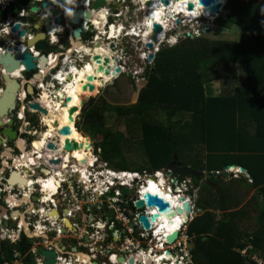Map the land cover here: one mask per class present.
<instances>
[{"label":"trees","instance_id":"obj_1","mask_svg":"<svg viewBox=\"0 0 264 264\" xmlns=\"http://www.w3.org/2000/svg\"><path fill=\"white\" fill-rule=\"evenodd\" d=\"M28 2L16 0L0 12V21ZM225 9L227 16L214 23L225 29L239 27L238 41L205 36L208 27L204 36L162 46L147 68L148 81L137 102L114 109L129 133L138 126L149 166L137 170L154 173L177 155L182 166L205 173L187 177L204 194L197 200L202 213L187 224L192 264H264V3L227 0ZM235 65L245 69L244 84L233 79ZM150 115L156 122L146 120ZM92 124L89 134L101 138L95 152L100 149L101 159L111 168L129 170L124 132L110 128L106 119ZM231 164L244 167L250 178L224 175V167ZM213 172L217 174L211 176ZM252 213L258 216L257 225L248 230L244 223ZM29 246L23 235L18 244L3 243L0 253L8 257L16 248L24 255ZM25 264H36L34 257L27 256Z\"/></svg>","mask_w":264,"mask_h":264},{"label":"built area","instance_id":"obj_2","mask_svg":"<svg viewBox=\"0 0 264 264\" xmlns=\"http://www.w3.org/2000/svg\"><path fill=\"white\" fill-rule=\"evenodd\" d=\"M40 2H44L45 0H38ZM89 1V0H88ZM132 2H134L135 6L137 3H139L138 6H136V8L131 9V4L129 2V0H114L111 1V3H108L107 5L109 6V4L111 5V7L113 9H118V7L121 5V7L123 8L122 10L118 11V12H114L112 13L114 18H122V16H125L124 19L125 21L131 22L134 21L133 18L137 17L139 15V13L142 12V14L144 13V10H146L144 1L145 0H140V2L138 0H131ZM174 1V0H171ZM16 0H0V12H6L8 11L14 4H15ZM29 5V6H28ZM28 5H23V7L20 9V11L15 12H7L5 18L3 20L0 21V53L5 54L10 48L12 49V51H14V48L17 46L19 47L22 51H30L37 59H39L42 56V52L38 51L36 48H27L25 45H21L19 44L14 38L15 36H17L16 33L12 32L13 27L16 24H21V28L22 29H27L28 33L27 35L24 37V43H26V41L28 39H31L33 36V26L29 23H23L21 21V19L25 16H28L31 14L30 10L28 9L29 7H33L34 4H28ZM225 5V2L223 4V7ZM187 6V4H186ZM223 7L221 9H223ZM144 9V10H142ZM186 11L187 7L185 8ZM164 11H167V8L164 9ZM190 12V11H188ZM126 13H130V14H126ZM36 14V12H35ZM106 14H108V12H106ZM133 14V15H131ZM172 15L176 14L177 16H173L176 18L180 19V24L179 25H173L171 24V20L168 22L166 19V22H163V27H164V31L162 33V35L160 36L159 42H160V46L163 43V41L166 38V34L171 32L175 27H181V29L179 30V34L177 37H184V34H192V32H197L196 34H198L199 32H206L207 28L209 26L206 27L207 24H205V20L206 19H213L211 13L209 17H206L205 19H201L203 15V11L201 9L198 10V18H196L194 21H198L199 19H201L203 21V23L201 25H196L195 27H191V24L193 21L191 22H187L186 18L183 17V15L185 14H180L179 12H172ZM171 17V18H173ZM207 21V20H206ZM208 22V21H207ZM188 23V24H187ZM209 23V22H208ZM147 24V25H145ZM85 25L87 27H89V24L87 21H85ZM111 27L113 25H110ZM152 26L153 23H151V20L149 22H145L143 21H134V23L132 24V26L130 25V30L131 32L138 36L141 34H146L148 31H150V33H152ZM54 27V32L53 33H48V42L50 45H55L58 41L57 35L59 34V30L61 28V26H55ZM6 29V30H5ZM10 38V39H8ZM98 38L97 36L95 37V39ZM56 41V42H55ZM170 40H167V42L169 43ZM136 43V42H135ZM140 50H148L145 46H141L139 47ZM159 49V46L156 48V50ZM70 55L66 56L65 54L59 52V53H49L46 54V57H48L49 62L47 64V67H44L43 69L40 67L39 62H38V68L36 70H34L35 72H38L40 75H42V82H38L37 87L40 88V86H42L43 84L48 85L47 82V78L49 76H51L50 82L53 85V77L58 78V76L63 75L62 78L59 79H63L65 78L67 72L66 69H64V67L60 66V63L62 62V64L64 65V63L68 62L70 65H72L73 67L77 68V67H81V63L84 62L85 57L83 56V54L78 51L77 49H75L74 51H72L71 49L69 50ZM120 52H123V49H121ZM141 57L144 58L145 61L148 60L149 58V53L148 52H144L142 51ZM83 60V61H82ZM52 66V64H54ZM114 67H120L121 68V73H126V68H125V63L123 64H117ZM60 68V70H59ZM48 70L47 73H44V71ZM58 70L55 75H52V73ZM34 72V73H35ZM35 79L37 78V76L34 74L33 76ZM22 79H26L25 76H21ZM63 80H58L59 83H62ZM27 82V81H26ZM25 82V83H26ZM53 87H55L53 85ZM53 89V88H52ZM3 91V89L0 88V94ZM21 103H24L26 100V96L24 95V99L19 98ZM25 108V107H23ZM94 160H97V158H94ZM95 166L88 168L89 173L93 174V176H95V174L97 173H101L100 170H96L94 171ZM164 171V170H162ZM167 171L169 170H165L166 173H168ZM106 173H111L110 170H107ZM157 175H161V176H166V179L168 181L167 186L159 179L158 180V184L160 185L161 188H163V185H165L166 190H168V192H170V194L174 195L175 191H179L181 193V196H184L185 191L181 188V186L178 188L177 187V183H175L172 179H170V177L165 174L164 172H156ZM139 173L137 172H132V173H128V172H123L122 175L126 176L129 175L131 177H135L138 176ZM75 175V173H74ZM249 178V177H248ZM95 181V180H94ZM251 181V180H250ZM48 181L45 179L43 181V183L41 184L40 187V194H41V198L40 201L43 203L42 205H48L50 202L44 201L45 199V183H47ZM84 182V180H83ZM77 182V194H80L82 196H86V197H91L90 200H97L99 199V201L101 202V204L99 205L98 209L100 211L107 210L110 212H113V216L112 217H108V221L109 222V228L111 230V232L116 231L115 236H116V240L113 242L112 236H111V248L113 249L111 257L116 258L117 255H119V252L126 255L128 257V261H130L132 258H134L135 261H137V257L139 256V254H146V252H151V247L149 249L146 248L145 243H146V239H148L149 237V231H147L146 229H144V227L142 226V223L139 221V218L142 214H146L148 217L151 216V212L148 211H144L142 209H136L135 208V203L140 200L143 199L142 197V188H144V185H142L140 187V189L135 190V194L131 195V196H136V199L133 200L132 197H129L128 199H126L121 192L120 188H115L114 190V194L115 197H109L107 199H101L103 198V195L105 194V192L107 190H109L108 186H104L100 189H102V191L100 192L99 197H96L97 192L91 194L90 192H85V190L82 188V184ZM149 182V181H148ZM89 185H92V187L90 188L91 191H97V187H96V183L90 181L89 179ZM185 183V182H184ZM111 184V183H110ZM81 189L80 193L78 192L79 188ZM58 193H54V197L57 196ZM53 197V198H54ZM86 197L83 201V205L85 203V206H88V204H90V200L86 201ZM142 197V198H141ZM189 201V199H187ZM51 202L54 203V200H50ZM98 201V200H97ZM130 202L131 206H127L126 203ZM93 203V202H92ZM41 208H44V207ZM157 211V209H155ZM42 212V209L40 210ZM87 212L88 209L86 210V216H87ZM191 213V212H190ZM189 215V221L194 219V215L193 213ZM37 214L34 213V216H36ZM12 218V217H11ZM85 220H83L84 223ZM52 227L48 228V226H46L43 223H40L39 221H37L35 224H28L27 227L22 226L20 223L18 224L16 222V224H12V220H10L9 216H3L0 219V241L2 243L5 242H10L11 244L15 245L21 242V237L24 234L27 239H29V245H30V250L28 251L29 253L32 254V256L34 257V260L37 264V251L38 250H55L57 253L56 256V264H80V258L77 256H73V257H69V258H65L62 254H60L59 252V248L57 246V241H59L62 237V235L67 234V237L70 236V232L69 230H67L64 234H62V230L61 228H65V224L63 222H58V221H52L51 222ZM153 224V223H152ZM118 225H120L121 227V231H117L118 229ZM74 226V224H73ZM100 224H98L96 227H99ZM115 226V228H114ZM155 226V224H154ZM86 228H93L94 225L90 224V225H85ZM33 228V230H32ZM39 228H42V230H39ZM62 228V229H63ZM152 229V228H151ZM87 230V229H85ZM39 232L41 233L40 236L36 237V236H30L29 233H33V232ZM44 231V234L43 232ZM47 231V233H46ZM155 231V230H154ZM86 233H89L88 231ZM172 234V233H171ZM86 236L90 237L91 240L94 241V236L93 234L89 233ZM85 236V237H86ZM160 238L162 240H160ZM157 239L160 241V245L163 247L162 252L165 254L166 251L169 252H173L174 254H176L178 251L181 253V256L177 257L176 259H179V264H192L190 255H189V251H188V245L191 243V238L189 237V235L187 234V223L183 222V226L182 228L178 231V238L176 239V241L173 244H169L167 237L163 238L162 236H157ZM78 244L77 247L81 250V248H90L89 250L91 252H93L94 254L92 255L93 257H95V245L93 244H85L82 242L81 239L78 240ZM92 241V242H93ZM121 241V242H120ZM54 242V243H53ZM85 248V249H87ZM248 248H251V246H249ZM79 251V250H78ZM82 252V251H81ZM154 252V251H153ZM102 253L104 254V251H102ZM242 254H246L247 253V249H244L241 251ZM27 256H30L28 253L26 254H21V252H19L16 248L12 249L11 252H9V256L7 257V254L5 252H1L0 253V260L3 261L2 264H25V258ZM154 256H156L154 254ZM187 258V261L185 260ZM256 257H253V259H255Z\"/></svg>","mask_w":264,"mask_h":264},{"label":"water","instance_id":"obj_3","mask_svg":"<svg viewBox=\"0 0 264 264\" xmlns=\"http://www.w3.org/2000/svg\"><path fill=\"white\" fill-rule=\"evenodd\" d=\"M87 0H45L44 2L35 1L33 7H30L31 14L28 16H25L21 19L23 23H29L33 27L34 34L31 39H28L26 43H24V37L27 35L28 30L22 29L21 24H16L12 32L16 33L17 36H15V40L21 44L25 45L27 48H36L38 51L42 52V56L39 58L40 65L45 66L48 59L45 56V53L49 51L50 47L48 46L47 42V35L48 33H53L55 26H62L71 36V40L73 45L75 47H81L82 44L84 46L86 45L83 41L85 39V36L88 34H93V30L90 29L85 25L84 20H90L94 22V16L91 11L85 10L83 6H81L82 3L86 4ZM94 3L92 4V9L96 12L101 11L107 4L108 0H93ZM224 2L226 0H198V5L207 8L211 14L216 15L219 13L221 8L223 7ZM162 3L165 4V6L168 8V12L172 10V4L168 0H162ZM146 5H150V1L146 2ZM195 2L190 0L187 2V10L190 12H193L195 8ZM36 12V14H35ZM174 16H176L174 14ZM100 19V18H99ZM179 22V19L176 18V23ZM163 32V27L160 23L154 22L152 27V35L151 40L152 43H148V48H153L154 44L157 42L158 35ZM184 37H190L192 38V34H185ZM10 39V38H8ZM103 46V49L106 51L113 50L114 51V45H107L104 44L102 41L94 42L92 45V48L96 47V44ZM71 44V46L73 47ZM74 48V47H73ZM91 48V49H92ZM80 50V49H79ZM83 51V50H82ZM155 57L154 54L149 55V60H153ZM90 64L91 63H97L100 64L98 67L99 73H104L106 76H112L113 78H116L118 76V73L121 72V68L115 67V71L111 72V64L112 62H117L118 58L114 57L113 61L111 58L105 57L102 59L99 55H94L89 58ZM103 60V62H101ZM38 59L32 55L31 52H23L19 47H15L14 51L10 48L5 54L0 53V66L4 68L5 74L3 76L4 80V88L3 91L0 94V127L3 125H6V128H4L0 132V146H2L3 143H8L12 140L18 139V132L14 130V116L15 111H17L20 106V99H19V93H21L23 90H26L28 95L34 94V89L32 85L29 83V85L25 88V82H20L17 78H13L12 75H14L15 70L17 68H21V64L25 66L27 72L33 71L37 68L36 62ZM115 65V64H114ZM86 67V66H85ZM78 72V71H77ZM37 79H40V75L37 74ZM93 77H89V81L91 82ZM59 84H57L58 90H60V87H58ZM89 89L90 92L95 90V86L92 84H86L84 86V90ZM70 97L66 99V101H70ZM89 99L87 97L85 100L82 101V106H84L85 101ZM65 104V103H64ZM63 104V106H64ZM29 108L35 111L40 112L42 115L48 114V110L43 108L38 102L30 103ZM77 108L73 107L69 110V120H73V114L76 112ZM81 113V112H80ZM79 113V114H80ZM8 118L6 123L4 124V119ZM59 134H61L64 137H68L71 134V129L68 126L63 127ZM60 143H58V140L54 143L47 144V149L52 150L53 152L58 150V146ZM90 146L92 148V144L90 143ZM79 147L77 142L74 140H68L66 139L63 144V150L66 152H71L73 150H76ZM13 149L9 148L7 150L8 156H11ZM6 154V155H7ZM5 155V153H3ZM60 161H55V164H58ZM168 168V175L170 179H172L174 182H177L180 178L183 177H198L201 178L205 173L199 172L197 170H194L189 167H184L181 165L180 162H178L177 155L174 156V159L170 162V165ZM239 170L241 173H245L248 175L246 169L244 167H240L237 164H231L226 165L224 167L223 174L226 175L228 170ZM215 175V173H211V176ZM13 176L16 177V179L21 183V185H24L26 183V179L23 177H20L19 172L13 173L12 176L9 177L8 180H6V183L9 188L13 186L15 182H13ZM249 176V175H248ZM57 185H59L58 182H56ZM1 191V189H0ZM123 195L128 194L129 192L133 194V191H129L128 189H122L121 190ZM45 196H47V193H45ZM143 199L138 200L135 203L136 209H142L144 211H148L151 208H156L157 213L152 214L150 217H148L146 214H142L139 218V221L142 223V226L144 229L149 230L151 229L152 223H156L161 219V216H168V218H172L177 213L182 214H188L192 212V207L190 204L186 201H184V204L182 207L176 208L175 210H172V207L168 201H165L162 197L151 194L149 192L145 193L143 196ZM185 199V198H184ZM183 200V199H182ZM3 209V208H2ZM4 212V209H3ZM200 212L202 210L200 209ZM109 216L113 215V212L108 214ZM188 220V217H187ZM68 222L71 227L68 226ZM159 223V222H158ZM65 228L62 229V233L69 230L72 231L74 228L71 224V222L68 220L66 221ZM72 228V229H71ZM76 232V231H75ZM178 238V231L172 232V234L167 236V240L169 244H173L176 239ZM2 247V242L0 241V248ZM110 253V251H108ZM167 255H169V251L166 252ZM37 264H56V256L57 253L55 250H38L37 251ZM173 256H181V253L178 251L177 255L173 254ZM122 261V259H120ZM98 263V262H97ZM179 264V261L175 262ZM130 264H134V260L132 259L130 261Z\"/></svg>","mask_w":264,"mask_h":264},{"label":"bare ground","instance_id":"obj_4","mask_svg":"<svg viewBox=\"0 0 264 264\" xmlns=\"http://www.w3.org/2000/svg\"><path fill=\"white\" fill-rule=\"evenodd\" d=\"M138 1L140 2V0H138ZM146 1H150V5H152V8L154 7L152 10L153 12L150 15L151 16L150 17L151 23H153V22H157V23L165 22L166 21L165 19L168 18L167 17L168 13H166L164 11V9H166V6H165V4L162 3V0H145L144 4H145V7L147 8L148 5H146ZM168 1L171 2L172 6H173L172 11H176L177 13L179 12V15L185 13L183 15V17L186 18L187 22H191V21H193L199 17L198 16V10L199 9H201L203 11V15L201 14L202 17H209L210 16V14H209L210 11L207 8H204L200 5H198V0H192L195 2V6H196L195 7L196 9L193 12H188L185 10V8L187 7L186 6L187 2L190 0H174V1L168 0ZM142 10H144V9H142ZM144 11L147 12V10H144ZM95 19L98 20L99 17H95L94 20ZM99 20H102V19H99ZM146 20H149V19H146ZM175 20H176L175 17L171 18V24L176 26L177 24L180 23V21L178 23H176ZM94 23H95V21H94ZM100 23L101 22L95 23L98 30L100 28H102V25H103V24L100 25ZM99 31H102V30H99ZM145 37L147 40L149 38L151 39V34L149 33V31L145 34ZM77 48L80 50H83L84 53L89 57L97 54L100 57H102V59L105 57L111 58L110 51H106L105 49H103V46L98 45V43L96 44V47H94L93 49H90V46H87L85 48L84 44H82L81 47H77ZM48 62H49V60H48ZM101 62H103V60H101ZM53 65H55V63L52 64V66ZM85 65H86V67L83 68L82 70H80L79 68L73 67L72 73L67 74L66 78H64L66 80L65 83L63 84L64 86H62V88L60 90H56V92H54V90H50L49 88H47L44 85L40 86V89H43V91L41 92L40 96L38 97L40 99H37L36 101H38V103L43 108L48 110L47 111L48 114L43 116V120H44L45 124L49 127L47 134L52 139L57 140V138H58L60 140V141H58V143H60V145L58 146V150L55 151V154L57 153V156H60L63 154V157H62L63 162L60 163L61 167H58V168H60V169H57L58 172L61 171L62 169L67 170L71 165H73V166H71V169H73V170L77 169L79 171V174H80L79 175L78 172L75 170L74 173H75V175L78 176L77 177L78 182H81V180H83L85 178H87V180L89 182V179H90L91 183L92 182L96 183V187H97L98 191H95V192H101L102 189H100V187L106 183V180H102V178L106 177L105 172L101 171V173H97V174H95V176H93V174H90L88 170H86V171H80L79 170V165H81V164L87 165L88 163H90L88 166H91L93 164L91 162L94 161V158H93V155L90 151L91 150L90 141L86 138V136H84L76 128V120H77V116L81 112L82 101L85 100L89 95L91 96L92 94H96V92L98 91L95 88L94 91H92V92L88 91L87 92V90H89V89L84 90V86H86V84H88V85L92 84L94 86L95 85L96 86L102 85V84H104V79L107 78V76L104 75V73H99L98 67L100 66V64H97V63L87 64V63H85ZM43 68H44V66H43ZM24 70H26V68L24 65L21 64V68H17V70H15V72H14V75H12V77L17 78V79L21 78V76H22L21 72ZM47 71H44V73H46ZM62 77L63 76H61L60 78H62ZM89 77H93L94 79H92L91 82H88ZM41 80H42V78H41ZM59 80H63V79H59ZM32 82H34V81H32ZM68 97L71 98L70 101H66V99ZM21 98H24V97L21 95ZM63 104H64V106H63ZM73 107H76L77 110L73 114V120L70 121L69 120V116H70L69 110ZM21 112H22V116H23L24 110L22 109ZM65 126H68L71 129V134L68 137H64L61 134H59V131ZM66 139L74 140L75 142H77L79 147L76 150H73L72 152H67V154L63 153V144H64ZM45 144H46L45 140H41L40 142H35L34 146L37 148L43 149ZM18 145L21 148L20 151H22V153H23V159H21L19 162H17V164H16L17 166L19 163H22V161L27 163L26 160L29 157V154H27V151H26L25 141L19 140ZM6 154H7V151L5 152V155ZM44 154L50 155V152L46 149V147H44ZM39 155H41V154H39ZM72 160H74V161H72ZM91 167H93V166H91ZM59 176H60V174L58 173V179H59ZM159 176L161 178V175H157L156 178H150L149 179V182H147V184H145V187L142 188V190H143L142 191L143 192L142 197L147 192H149L151 194H156V195L162 197L165 201H168L172 207V210H175L176 208L182 207V205L184 204V201L188 202L187 198L184 196H181V193L178 190L175 191L174 195H172V194H170V192H168V190L165 189L164 185H163V188H161L160 185L157 184ZM23 177H24V175H23ZM124 177L130 179V176H128V175H126ZM54 180H55V177L51 178L47 183H45L44 189L47 193V196H45L44 201H47V200L50 201V198H51L50 192H51V189H53L52 186H54V183H53ZM161 180L163 182V178H161ZM163 183H165V182H163ZM91 187H92V185H89V183H88V185H85L84 183L82 184V188L85 190V192H91L90 191ZM22 191L24 192V190H22ZM53 191L55 192V190H53ZM99 195H100V193L97 196H99ZM26 196H28V195H26ZM9 199L12 202V199L11 198H9ZM143 200H145V199L143 198ZM155 209L156 208H151L148 210V212H151V215L155 214V213H157V211ZM45 210L46 209L42 210V212H41L42 213L41 218H40V220H38L40 223L43 221L45 216L47 214H49V212L47 210L45 213ZM190 214H192V212ZM55 216H57V213H54L50 217L54 218ZM187 217H189V215L185 214V213H182L179 215L176 213L175 216L172 218H168V216L162 215L161 219H159V221H158L159 223L158 222L153 223L151 228H153V230H155L156 236H160V237L162 236L163 238H166L172 232L179 231L183 226V222L187 221ZM67 221H68V219H67ZM154 224H155V226H154ZM68 226L71 227L69 222H68ZM39 230H42V228H39ZM149 230H147V231H149ZM42 232L44 234V231H42ZM46 233H47V231H46ZM40 234L41 233H39L37 231V232H34L33 236L38 237V236H40ZM160 240H162V239L160 238ZM157 246L158 247L155 249H158V250L163 249V247L160 244H157ZM147 255H150L151 257H148ZM80 258H81L80 264H82V263L90 264L89 261L91 260V257L80 255ZM171 259L172 258L170 257V255H167V254L163 255V253H161L160 255L154 256V252L151 250V252H147L146 254H142V255L138 256L137 261L140 262V264H142V263L143 264H166L164 262L169 261ZM172 260H173L172 264H177V263H175L178 261L177 259L173 258ZM167 264H171V262H169Z\"/></svg>","mask_w":264,"mask_h":264},{"label":"clouds","instance_id":"obj_5","mask_svg":"<svg viewBox=\"0 0 264 264\" xmlns=\"http://www.w3.org/2000/svg\"><path fill=\"white\" fill-rule=\"evenodd\" d=\"M29 1H31V2H29V3H27V5L28 4H34V2L35 1H38V0H29ZM111 1H114V0H108V2H107V4L108 3H111ZM40 2V1H39ZM129 2H130V4H131V9H133V8H136V6H138L139 5V3H137L136 4V6H135V4H134V2H132L131 0H129ZM147 2V1H146ZM94 3V1L93 0H87L86 1V4H84L83 5V7H84V9L85 10H89V11H91L92 12V14H93V16H94V18L95 17H99L100 19H102V22L103 23H100V25L101 24H103L102 25V31H99L98 29H97V27H96V24L95 23H97L95 20V23L93 22V20L92 21H90V20H84V23H85V21H87L88 22V24H89V30L90 29H92L93 30V34H88V37H86L85 36V39H83V41H84V43L86 44V45H90V49L92 48V45L91 44H93L94 42H97V41H102L104 44H107V45H111V44H113L114 45V51L113 50H110V53H111V58L113 57H117L118 58V61L117 62H112V65H111V68H112V66H116L117 64H123V63H125V68H126V73H130L131 74V76H132V80L133 81H135V83H136V86L135 87H142V85L141 84H143L144 82H147L148 81V75H147V68L148 67H150L152 64H153V62H154V59H155V57H154V59L153 60H149V58H148V60L147 61H145L144 60V58H142L141 57V54H142V51H144V52H148L149 53V55L150 54H154L155 56H156V54L159 52V50H160V48L162 47V46H164L165 44H167L168 46H174V45H176L177 43H178V40L179 39H184V38H186V37H177V34H179L178 32L179 31H176V29H177V27H175L172 31H175V33H172V31L171 32H169V33H167V35H166V38H165V40L163 41V43L161 44V46L159 45L160 44V42H159V39H160V36L162 35V33L161 34H159L158 35V38H157V42L154 44V47L153 48H148L147 47V44L148 43H152V40L149 38L148 40L146 39V37H145V34L143 35V34H141V35H139V37L138 36H136V35H134L132 32H131V30H130V25L132 26V24L134 23V21H131V22H128V21H125V19H124V17L125 16H122V18H114L113 17V15H112V13H114L115 11L116 12H118V11H120V10H122L123 8L121 7V5L122 4H120V6L118 7V9H113L112 7H111V5L109 4V6L106 4L105 5V7L103 8V9H101V11H99V12H96L95 10H93L92 9V4ZM25 6H26V4H25ZM29 6V5H28ZM154 8V7H153ZM153 8H152V5H148V7L146 8V10H147V12H145L144 11V13L142 14V12L141 13H139V15H142L143 16V18L141 19V20H139V21H147V22H149L151 19H150V15L152 14V10H153ZM167 8V7H166ZM28 9H30V7L28 8ZM106 12H108V14H106ZM166 13L168 12V8H167V11H165ZM172 12H176V11H172V10H170L169 11V13L167 14L168 16V18H167V21L169 22L170 20H171V17H173L174 15H172L171 13ZM211 13V12H210ZM126 14H130V13H126ZM131 15H133V14H131ZM172 15V16H171ZM176 15V14H175ZM213 17L215 16V15H213V14H211ZM177 16V15H176ZM212 17V18H213ZM206 17H202L201 19H205ZM146 19H149V20H146ZM179 19V18H178ZM166 20V19H165ZM208 22H214V20L215 19H206ZM205 20V23L207 22ZM176 21V20H175ZM179 21H180V19H179ZM194 21V20H193ZM166 22V21H165ZM207 22V23H208ZM153 24H154V22H153ZM161 25H162V27H163V24L162 23H160ZM180 24V23H179ZM179 24H177V25H179ZM110 25H113L112 27L110 26ZM145 25H147V24H145ZM208 25H206V27H207ZM153 27V26H152ZM54 28V27H53ZM61 29H62V26H61V28H60V30H59V34L57 35V38H58V41H57V43L55 44V45H50L49 44V42H48V38H47V42H48V46L50 47V48H52V47H55V46H59L60 45V38H59V36H60V31H61ZM6 30V29H5ZM163 31H164V27H163ZM149 33H150V31H149ZM151 35H152V33H150ZM49 35V34H48ZM48 35H47V37H48ZM98 37V38H96L95 39V37ZM194 37V35L192 34V38ZM167 40H170L169 41V43L167 42ZM180 41V40H179ZM56 42V41H55ZM136 42V43H135ZM177 42V43H176ZM85 45V48L87 47ZM141 46H145L148 50H140L139 49V47H141ZM159 46V49L158 50H156V48ZM74 47V48H73ZM73 49L75 50V49H77L78 51H81V53L83 54V56L85 57V59H87V61L86 62H83V63H81L80 65H81V67H77V68H79L80 70H82L83 68H85V63H87V64H90V60H89V56H87L85 53H84V51H82V50H79L77 47H75V45H73ZM93 49V48H92ZM121 49H123V52H120L121 51ZM23 52H26V51H23ZM30 52V51H29ZM60 52V51H59ZM59 52H57V53H59ZM49 53H56V52H50V51H47L46 53H45V56H46V54H49ZM61 53H63V52H61ZM63 54H65V53H63ZM132 54V56H129V55H131ZM33 55V54H32ZM47 59H48V57H46ZM125 58V59H124ZM49 60V59H48ZM85 61V60H84ZM112 61H113V59H112ZM38 62H39V65H40V61H39V59H38V61L36 62V64H37V68H38ZM48 62V61H47ZM46 64H48V63H46ZM92 64V63H91ZM115 64V65H114ZM60 66H61V69H62V67H64V69H66V72H67V74H71L72 73V71H73V66L72 65H70L68 62H66V63H64V65L62 64V62L60 63ZM40 67H43V66H41L40 65ZM44 67H47V65L46 66H44ZM36 68V69H37ZM120 68V67H119ZM35 69V70H36ZM59 70H60V68H59ZM47 71V70H46ZM58 70H55L53 73H52V75H55L56 76V74H58V73H56ZM35 71L33 70V71H30V72H27V70H24V71H22L21 73H22V75L23 76H25L26 77V79H22V78H18V80L20 81V82H23V81H34L33 83H34V85H37V83L38 82H42V80H40V79H35L33 76H34V74L35 75H37V74H39L38 72H35ZM48 72V71H47ZM46 72V73H47ZM4 74H5V71H4V68L2 67V66H0V82H2L3 81V83H4V80H3V76H4ZM67 74H66V76H67ZM122 74H124V73H118V76L116 77V78H113V79H111L110 81H113V80H115V79H117V78H119L120 77V75H122ZM40 75V74H39ZM42 76V75H41ZM61 76H63V75H61ZM61 76H58V78H55V77H53V85L55 86L54 87V91H56V90H58V88H57V84H59V86L58 87H60V89L62 88V86H64L63 84L65 83V79H64V81L62 82V83H59V78L61 77ZM66 76H65V78H66ZM49 77H51V76H49ZM43 78V77H42ZM47 80H48V78H47ZM26 84V83H25ZM24 84V85H25ZM106 84H108V82L106 83ZM1 89H3V87L1 88ZM137 90H141V89H137ZM34 94H35V90H34ZM33 94V95H34ZM21 95L24 97V95L26 96V100H25V102L24 103H21V101H20V103H21V106H20V108L17 110V111H15V116H14V125H15V122H17V124H19V123H23V124H27V125H29V122H27L26 121V114H37L38 112H36V111H32V109H30L29 108V104L30 103H33V102H38V101H36L37 99H35V100H33V95H28L27 94V92H26V90H23L21 93H19V98H21ZM29 96L30 97H32V98H29ZM21 99H24V98H21ZM23 107H25V108H23ZM22 109L24 110V113H23V116H22ZM8 120V118H5L4 119V124L6 123V121ZM4 128H6V125H3L2 127H0V129H1V131L4 129ZM13 128H14V130H15V127L13 126ZM0 131V132H1ZM34 133H32V135H33ZM34 136H36V135H34ZM19 140H24L25 141V139L24 138H22V137H20V136H18V140H17V146H19L18 145V141ZM90 143L92 144V142L90 141ZM8 145H9V142L8 143H3L2 144V146H0V147H2L4 150H2L1 151V156L3 157V156H5V155H3V153H5L9 148H12V147H8ZM94 146V147H93ZM20 147V146H19ZM33 148H34V146H33ZM94 148V149H93ZM95 144H94V142H93V144H92V148L91 149H93V151H91V153H92V155H93V158H97V160H94V162H91V163H94L95 164V171L96 170H103L104 172H105V174H106V177L105 178H102V180H106V183L103 185V186H101L100 188H102V187H104L105 185L106 186H108L109 187V190H107L106 192H105V194L103 195V198H101V199H106L105 198V195L106 194H110V196L109 197H115V194H114V190H115V188H120L121 190L122 189H128L129 191H133V194L132 195H134L135 194V190H137V189H140V187L142 186V185H144V187H145V184H147V182L149 181V179L150 178H156V176H157V173L156 172H164L165 174H167L168 175V173H166L165 172V170H168V168H164V169H162V170H164V171H162V170H158V171H155L154 173H147L146 171H137V170H135V171H132V170H118V169H113V168H111L106 162H104L102 159H101V157H100V149L98 150V152H95ZM66 152V151H65ZM72 152V151H71ZM66 154H67V152H66ZM8 155V154H7ZM90 163H88L87 165H89ZM88 168H90L91 169V166H89ZM107 170H110L111 171V173H106V171ZM224 171V170H223ZM234 171H235V173L237 174V176H239V174H244V175H246L247 177H249L250 178V176H248L247 174H245V173H241V172H239V170H234V169H231V170H228L227 171V173H231V176H234L233 174H234ZM123 172H128V173H132V172H137V173H139L138 174V176H135V177H131L130 176V179L129 178H125L123 175H122V173ZM168 172V171H167ZM73 173V172H72ZM215 174H216V172H215ZM73 175H74V173H73ZM227 175V174H226ZM75 177H76V179H77V175H74ZM129 176V175H128ZM169 176V175H168ZM161 178H163V182H165L164 184L167 186V184H168V181H167V179H166V176L164 175V176H161ZM161 178H160V176H159V179L161 180ZM9 179V178H8ZM7 179V180H8ZM129 179V180H128ZM158 179V180H159ZM181 179H179L177 182H175V183H177V187L179 188L181 185H180V183L181 182H179ZM190 180V179H189ZM49 181V180H48ZM162 181V180H161ZM184 182H185V180H183ZM77 182H78V179H77ZM77 182H76V184H75V186H77L78 184H77ZM78 183H81V182H78ZM111 183V184H110ZM7 184V183H6ZM158 184V183H157ZM164 185V186H165ZM165 186V187H166ZM1 189V188H0ZM166 189V188H165ZM1 191H2V189H1ZM1 191H0V194H1ZM3 193L5 194V198H4V203H3V205H2V207H3V209H4V212L3 213H1L0 214V219L3 217V216H9L10 217V220H12V218H11V214L8 212V208L10 207V205H12V203L13 202H11V200L9 199V198H11V196H10V194L11 193H13V188L11 189V188H9L8 187V185H6V190L5 191H3ZM46 193V192H45ZM51 194H50V196H51V198H50V200H54L53 199V197H54V191H53V189H51V192H50ZM184 196H185V193H184ZM39 198H41V196H39ZM187 198V197H186ZM12 199V198H11ZM187 199H189V198H187ZM45 200V199H44ZM99 200V199H98ZM41 202V201H40ZM50 203L49 204H52L53 205V207H55V210L57 209V207H56V205H55V203H53V202H51V201H49ZM189 202V201H188ZM42 203V202H41ZM43 204V203H42ZM189 204H190V206H191V203L189 202ZM192 207V206H191ZM53 210H54V208H53ZM192 211H193V207H192ZM193 213V212H192ZM108 217H112V215L111 216H109L108 215ZM188 219H189V217H188ZM104 220V219H103ZM56 221H58V220H56ZM105 221V220H104ZM58 222H60V221H58ZM109 222L110 221H105V226L103 225V227H100L99 226V228H98V230H103V229H105V228H109ZM187 224L189 223L188 221L186 222ZM65 226V225H64ZM63 228V227H62ZM62 228H61V230H62ZM32 230H33V228H32ZM66 232V231H65ZM106 232H107V229H106ZM109 233H110V236L109 237H106L105 239L107 240V247L106 248H104L102 251H104V254L102 253L101 254V257H102V263H95L94 261H93V258H92V255H90V254H88L86 251H84V250H82V249H85V248H81V250H79L78 251V253H76V256L77 257H79L80 258V255H84V256H87V257H91V260L89 261L90 262V264H130V261L133 259L134 260V258H132L130 261H128V257L126 256V255H124V254H122V253H120L119 252V255H117V257L116 258H113V257H111V254H112V251H113V249L111 248V235H112V232H111V230L109 231ZM24 235V234H23ZM23 235H22V237H23ZM22 237H21V240H22ZM27 238V237H26ZM29 240V239H28ZM147 240V239H146ZM149 240H152V243L153 244H160V241L157 239V236L155 235V231L153 230V228L152 229H150L149 230ZM148 240V241H149ZM121 242V241H120ZM2 246H3V243H2ZM145 246H146V248L147 249H149L150 247H151V249L153 248V250L152 251H154L155 252V255H156V253H159V254H161V253H163L162 252V250H158V249H155L156 247H157V245H154V247L153 246H147L146 245V243H145ZM82 251V252H81ZM108 251H110V253H108ZM158 251H160V252H158ZM148 252V251H147ZM146 252V253H147ZM167 252V251H166ZM143 254V253H142ZM142 254H139V256L140 255H142ZM166 254V253H165ZM173 252H169V255H170V257L173 259V258H177L176 256H173ZM163 255H164V253H163ZM81 259V258H80ZM120 259H122V261H120ZM169 260V261H166V262H164V263H169V262H171V264L173 263V260ZM178 260V259H177ZM179 261V260H178ZM80 263H81V260H80ZM155 263V262H154ZM82 264H85V263H82ZM134 264H138L137 263V261H135L134 260Z\"/></svg>","mask_w":264,"mask_h":264},{"label":"flooded vegetation","instance_id":"obj_6","mask_svg":"<svg viewBox=\"0 0 264 264\" xmlns=\"http://www.w3.org/2000/svg\"><path fill=\"white\" fill-rule=\"evenodd\" d=\"M83 5L84 3L81 4V6ZM142 18H143L142 15H138L137 17L133 19L135 21H138V20H141ZM99 30H102V28H100ZM4 84L5 83H3V81L0 82V88L2 87L4 88ZM43 85H46V84H43ZM41 90L43 91V89ZM88 91L89 90H87V92ZM88 97H90V95ZM29 98H32V97L29 96ZM31 120H32V117L26 114V121L29 122V125L27 124L25 125L22 122L19 124L15 122V125H14L15 130L18 132V136L25 139V143L27 146L26 147L27 154L28 153L31 154L26 160L27 163L22 161V163H19L18 166L16 165L17 162L23 159V153L22 151H20L21 148L17 146L16 144L18 139L10 141L8 145V147L9 146L12 147L13 155L12 154L11 156L5 155L2 157L0 154V188L2 189L1 194H0V214L3 213L2 205L4 203V198H5V194L3 193V191L6 190V185H7L6 180L10 176H12L13 173L15 172L17 173L19 171L21 175L20 177H23L24 175L23 178L26 179V183L22 186L21 183L18 182L16 177L13 176V182L15 181V183L13 184V186H11V189L13 188V193L10 194L13 203L8 208V212L11 214V217H12V224H16L17 222L18 224L20 223L22 226H25V227H27L29 223L33 225L41 218L42 213L40 210L46 209L49 212V214L45 216V218L43 219L41 223L48 226V228L52 227L51 222L55 220H58L66 224V221L68 219L71 222L72 226L74 224L73 226L74 229L72 231H69L70 236L67 237V234L62 235L61 239L56 242L59 248L60 254H62L65 258L76 256V253H78V250H80L77 247V244L79 242L78 240L81 239L82 242L85 243L86 245L87 244L95 245L96 250L94 251L95 257L92 256L93 261L95 263L97 262L102 263L101 254H102V250L107 247L106 246L107 240L105 238L110 236V233H109L110 228L98 230L99 227H96V226L98 224L100 225L103 224L105 226L106 224L105 221L108 220V214H110L111 212L104 210V209L100 211L98 209L100 203L97 205H94V202H93L89 206H84V207L78 205L79 203L83 202L86 197V196L77 194V187L75 186L77 179L73 175V173L76 170L79 174V171L77 169H74V170L71 169V166H73L71 165L67 170L62 169L61 171L58 172L57 169H60L58 167H61L60 163L63 162V158H62L63 154L60 156H57V153L55 154V152H53L52 150L47 149V143L45 144L44 147H46V149L50 152V155L44 154V147L42 149V148H37L34 146L35 137L33 135H38L39 139H36L35 142H40V140L42 139V132H45V129L41 130L39 133H34L32 135L34 126L30 124ZM45 126L47 127L45 134H47L49 127L47 125ZM28 136L30 137L28 138ZM57 140L60 141L58 138ZM2 150L4 149L0 147V153ZM64 151L65 150H63V153H66ZM55 161H60V162L58 164H55L54 163ZM72 170H73V173H72ZM58 173L60 174L59 179H58ZM53 177H55V180L53 182L54 186H52V188L53 190H55V193H58V195L54 197V203L57 207L56 210L52 204L43 206L39 198V196H41L40 194L41 184L43 183L45 179L48 181ZM56 182H58L59 185H57ZM22 190H24V192ZM78 190H79L78 192L80 193L81 189L79 188ZM42 206L44 208H41ZM87 209H88V212L86 216ZM34 213H36L37 215L34 216ZM54 213H57V216H55L54 218L50 217ZM81 214L82 216H85L84 219L82 218ZM81 219L85 220L84 221L85 225L92 224L94 225V227L92 229L86 228L83 225ZM81 223H82V226L80 225ZM120 227L121 226L118 225L117 231L122 230ZM106 229H107V232H106ZM81 230H82L83 235L80 236ZM87 231L93 234L94 241L91 240L90 237L86 236L87 234H89V233H86ZM115 233L116 231H113L111 235L113 242L117 239L115 236ZM89 249L90 248H87V250H84V251H86L90 255H93L94 253L91 252Z\"/></svg>","mask_w":264,"mask_h":264},{"label":"rangeland","instance_id":"obj_7","mask_svg":"<svg viewBox=\"0 0 264 264\" xmlns=\"http://www.w3.org/2000/svg\"><path fill=\"white\" fill-rule=\"evenodd\" d=\"M262 2V4L264 3V0H260ZM227 5V0L225 2V5L223 7V9H221L219 11L218 14H216L213 19L219 18L221 16L226 17L228 14V11L225 9ZM95 21L97 22H101L102 20H97L95 19ZM215 22V21H214ZM214 22H209V23H205L209 26L208 29V33L205 34V36H208L212 39L215 40H223V41H227V42H234V41H238L239 37H240V28L237 26H233L229 29H225L219 26H216ZM203 23V21L201 19H199L198 21H193L191 24V27H195L196 25H201ZM188 24V23H187ZM100 27V26H99ZM181 29V27H177L176 31H179ZM172 33H175V31H172ZM197 32H192V34L194 36H204V33L199 32L198 34H196ZM167 35V34H166ZM185 35V34H184ZM178 36V34H177ZM180 41L182 39H179ZM178 40V42H179ZM177 43V42H176ZM164 46H168L167 44H165ZM113 59V58H112ZM125 59V58H124ZM85 61H87V59H85ZM112 65V64H111ZM43 68V67H42ZM233 71V79L235 81H237V84H244L245 82V69L243 66H233L232 69ZM111 72L115 71V67L112 66ZM40 80L42 78V76H39ZM51 77H48V85H44L47 88H49L50 90H54V87L52 86L50 82ZM112 79V76H107V78L104 79V84L102 85H95V88L98 90L96 92V94H92L89 99H87L85 101L84 106H82L81 108V113L77 116V120H76V128L84 135L86 136V138L92 142H94V144H96L97 142H99L101 140L100 137H95L93 138L90 134H89V129L90 126H92V123H99L102 122L103 120H107L108 125L110 126V128L115 129V130H122L125 134V136L127 137V141L123 146V150L125 153V157L128 161L129 164V170H137L139 169L138 166H143V168L147 169L149 164L147 163V158L145 156V150L141 144V134L139 133V129L138 126H136V129H134L132 127V133H129L127 131V125L125 124V121L122 119V117H119L118 114L116 113V110L114 109L115 107H125L127 105H133L135 104L138 99V95H139V90L137 89H142L145 86L144 82L142 85V87H135L136 83L135 81L132 80V76L130 73H124L122 75H120L119 78L110 81ZM108 82V84H106ZM29 83L32 85L33 89L35 90V94L33 95V100L38 99V97L40 96L42 90L35 86L34 83L32 81H27L25 84V88L29 85ZM215 88L217 90L220 89L221 85L216 82L215 83ZM53 88V89H52ZM56 92V91H54ZM54 94V93H53ZM55 96V95H54ZM87 105V106H86ZM104 107V108H103ZM35 111V110H32ZM38 112V111H36ZM29 116L32 117V120L30 121L31 125H33L34 130L32 133H39L41 130L45 129V132H42V139L41 140H45V143L49 144L51 142H56L55 139H51L50 136H48L46 133V129L47 127L45 126V122L43 120V116L40 112H38L37 114H28ZM189 118V117H187ZM181 119V118H180ZM92 120V122H91ZM147 121H152V122H156V120H154L152 118V116L150 115L149 117L146 118ZM177 120H175L176 122ZM182 121V119H181ZM136 122H134L133 124H135ZM140 123V122H139ZM34 136V135H33ZM30 136H28L29 138ZM34 143L36 139L38 138V135L34 136ZM47 138V139H46ZM40 140V141H41ZM27 147V146H26ZM94 147V146H93ZM94 149V148H93ZM93 149H91V151H93ZM29 155H31L30 153H28ZM196 154V151H194V155ZM33 160V159H32ZM94 162V161H93ZM95 164L93 163L91 166H94ZM88 165H79V170L80 171H86L88 170ZM148 170V169H147ZM89 171V170H88ZM100 171H103L102 169ZM140 171V170H137ZM73 172V170H72ZM147 173H149L147 171ZM217 174V173H216ZM231 173H227L226 176H230ZM234 177H238L237 174L234 171ZM209 176V175H208ZM214 176V175H213ZM203 177H206L205 175ZM247 177V176H246ZM248 178V177H247ZM181 180L179 182L181 185V188L185 191V196L189 198V202L191 203V206L193 207V215L194 218L202 213L200 212V210H198V205H197V200L199 197H204V194L202 195L200 193V190L198 187L195 186V184L193 183L192 180H189L187 177H183L180 178ZM84 180V182H83ZM81 180V182H83L85 185H88V180L87 178ZM185 180V183L184 181ZM206 180V179H205ZM204 182V179H203ZM251 182V181H249ZM90 187V186H89ZM91 191V190H90ZM98 191V189H97ZM244 191V190H243ZM91 194L95 193V191H91ZM100 192H97L96 197ZM254 191H252L246 198H244V203H247L249 201V199L251 198V196H253ZM132 194L129 192L128 194H126L124 197L126 199H128L129 197H132L133 200L136 199V196H131ZM110 194H106L105 198H109ZM88 200H90L91 197H87ZM86 198V201H87ZM98 200V199H97ZM90 200V204H92V202H94V205L97 204H101V202L98 200ZM83 203V202H82ZM82 203H79V206L84 207L85 205H83ZM88 204V206L90 205ZM127 206H131L130 202L126 203ZM252 217L250 218V220L246 221L244 224L245 226L248 228V230H252L256 225H257V214L252 213ZM82 216V214H81ZM85 216H82V218L84 219ZM83 219L82 223H83ZM189 221V220H187ZM186 221V222H187ZM82 223L80 224L82 226ZM83 225L85 226V224L83 223ZM100 227H103V224H101ZM80 236L83 235L82 230L80 231ZM34 233H29L30 236H33ZM78 237V235H77ZM146 240V245L147 246H153L157 245V244H153L152 240ZM158 247V246H157ZM156 247V248H157ZM191 248V243L188 245V248ZM87 248V247H85ZM82 250H87V249H82ZM153 250V248H152ZM160 252V251H158ZM155 254V252H154ZM156 255H160L159 253H156ZM177 255V253H176ZM148 257H151L150 255H147ZM178 257V256H176ZM138 258V257H137ZM179 260V259H178ZM187 261V258L185 259ZM138 264H140V262L137 261ZM143 264V263H142Z\"/></svg>","mask_w":264,"mask_h":264},{"label":"crops","instance_id":"obj_8","mask_svg":"<svg viewBox=\"0 0 264 264\" xmlns=\"http://www.w3.org/2000/svg\"><path fill=\"white\" fill-rule=\"evenodd\" d=\"M29 2H31V1H29ZM28 2V3H29ZM26 5H27V3H26ZM60 36H59V38H60V45L59 46H55V47H52V48H50L49 49V51L50 52H63V53H65V55L66 56H69L70 55V52H69V50L71 49L72 51H74V49L72 48V46H71V44L73 45V43H72V40H71V36H70V34L67 32V30H65L63 27H62V29H61V31H60ZM33 34H34V31H33ZM86 46H90V45H86ZM129 56H132V54L131 55H129ZM83 61V60H82ZM84 62H86V61H84ZM137 101V100H136ZM250 131H251V133L253 134V133H255V126H253L251 129H250ZM89 141H90V139H89ZM132 171H135V170H132ZM44 210V209H43ZM45 213H46V210H45ZM44 213V214H45ZM54 243V242H53ZM29 248H30V246H29ZM27 249V252L26 253H28L30 256H32V254L31 253H29L28 251L30 250V249ZM25 253V254H26Z\"/></svg>","mask_w":264,"mask_h":264}]
</instances>
